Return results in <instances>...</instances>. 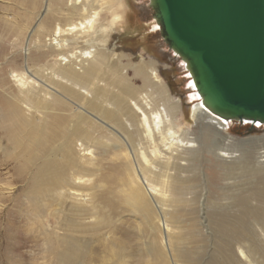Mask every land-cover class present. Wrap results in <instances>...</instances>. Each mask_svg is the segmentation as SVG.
<instances>
[{"label": "bare ground", "instance_id": "1", "mask_svg": "<svg viewBox=\"0 0 264 264\" xmlns=\"http://www.w3.org/2000/svg\"><path fill=\"white\" fill-rule=\"evenodd\" d=\"M43 1H32L33 17H28L27 24L19 27L24 37L29 23L38 16L31 30L34 34L30 31L21 52L27 68V62L36 59L34 54H48L55 60L52 59L49 68L37 67L32 75L27 69L11 72L10 81L17 94L12 97L14 102L0 111L4 120L6 117L15 120L9 129L8 154L18 153L24 158L30 152L25 160L33 166L29 179L32 198L36 203L47 201L45 217L51 215L56 219L50 223L39 215L40 224L50 235L48 238L59 243L57 263H83L84 255L77 252L69 255L68 250L83 246L73 230L84 224L86 228L106 225L105 229L111 227L117 232V237L112 232L109 240L112 246L108 245L111 248L104 245L115 263L176 264L174 260L179 262V257L171 245L177 229L173 219L186 210L183 205L194 201L184 197L180 183L190 179L184 174H188L186 169L198 154L204 162L209 161L204 155L212 154L204 151L197 133L209 140L215 137L224 140L229 125L234 122L210 113L191 80L188 89L189 100L195 103L191 112L195 125L181 127L182 105L167 95L158 61L143 54L139 56L141 65L135 73L154 88L148 86L151 90L144 96L129 80L123 81L108 64L106 44L119 26L130 24L126 0ZM154 23V30H158ZM176 60L182 63L178 57ZM154 94L157 97H152ZM31 125L34 126L26 134L20 132ZM218 158L223 161L218 165H231L239 160L232 152H224ZM258 165L264 171V161H258ZM105 169L117 171L118 184L113 174L103 172ZM17 171L24 172V165ZM224 200L227 202L220 204L222 216L225 211L242 213L248 209L264 213V197L256 198V203L254 198L245 200L240 194L225 196ZM200 203L196 201L197 209ZM127 211L140 219H137L138 229L147 241L146 248L141 250L143 254L138 253L139 246L131 245L133 238L128 229L131 223H124L122 217ZM35 216L38 217V212ZM50 230L55 233L50 234ZM237 248L242 261L259 264L249 255V250L239 244ZM89 258L95 262L93 255ZM97 258L108 260L101 255ZM40 259L48 264L50 258L44 255Z\"/></svg>", "mask_w": 264, "mask_h": 264}, {"label": "rangeland", "instance_id": "2", "mask_svg": "<svg viewBox=\"0 0 264 264\" xmlns=\"http://www.w3.org/2000/svg\"><path fill=\"white\" fill-rule=\"evenodd\" d=\"M32 1L0 0V109L12 104L14 102L12 97L17 94L10 81L11 72H24L27 69L32 75L37 72V67L49 68V63L55 60L48 54L44 56L39 53L37 56L33 53L36 59L32 58L34 61H28L29 68L26 67L21 50L26 46L27 38L37 22L38 16L35 15L33 21L30 20L24 37L20 35L19 27L27 24L28 17L31 15L33 17ZM147 1L126 0L130 10V24L125 27L119 26L116 33L113 34V38L107 42L108 64L118 71L123 81L129 80V84H132L141 95L147 96L151 90L148 86L151 85L145 84L143 76L136 75L135 69L141 65L138 63L140 54H143L147 59L157 60L167 95L183 107L184 117L182 116L180 126L184 127L189 124L194 126L191 112L195 103L189 100L190 90L188 89L191 79L182 69V63L178 62L177 57L167 48L159 29L154 30L156 24ZM101 17L104 21L106 14L103 13ZM32 33L34 34V32ZM20 39L21 41H19ZM33 65L35 67H32ZM49 71L48 69L45 73ZM152 97H157V94ZM49 118L48 116L47 121ZM13 123H15L14 119L6 117L4 120L0 111V146L2 147L0 150V264H47V260L45 262H42L43 259L38 260L44 255L50 258L48 264H58L56 252L59 251V243L52 241L51 237L48 238L50 235L47 234V229L40 224V216L45 217L47 214V205L45 204L48 202H34L29 187L33 166L25 159H28L30 152L23 153L24 158L21 157L22 154L11 155L7 152L10 148L9 129ZM36 123L39 124V121L37 120ZM33 126L23 127L20 132L26 134ZM197 136L200 137L202 148H205L204 151L208 150L212 154L204 155L209 159L206 162L198 154L190 168L186 169L188 174H184L190 179L180 183L185 193L184 197L194 201L183 205L186 210H181L180 215L173 219V225L177 229L174 232V243L171 245H173L172 249L177 252L176 256L179 257V259L177 258L179 262L174 260L175 263L250 264L245 259L241 260L237 248L239 244L250 251L248 253L255 262L264 264V213L257 209H248L242 213L225 211L222 216L220 210V204L227 202L224 200L225 196L240 194L245 200L254 198L253 203H256V198L264 197V171H260L258 165V161H264V157H261L264 156V126L257 127L234 122L229 125L224 140L218 137L209 140L203 138L201 133H197ZM224 152H232L239 160L232 162L231 165H218L223 162L218 156ZM21 165H24L25 171L20 173L17 168ZM105 170L103 171L105 174L107 172L113 174L118 184L117 171ZM196 201H201L199 209H197ZM38 206L40 207L38 208ZM128 208L131 209L129 206ZM132 211L125 212L122 217L123 220L125 219L124 223H131L128 228L133 238L131 245L139 246L138 253L143 254L141 250L146 248L147 241L143 231L138 229V218ZM37 212L39 218L35 216ZM31 219L35 220L34 225ZM114 219L117 221L115 217ZM45 220L50 223L56 221L51 215L48 218L45 217ZM83 225H80L79 230L72 229L77 231L75 235L83 246L77 249L69 248V255L74 252L84 255L86 258H83L82 264H119L112 260L109 249L104 247V245L112 246L109 240L113 233L114 237H117V232H113L111 227L105 229L106 225L88 226V229ZM117 225L119 224L117 223ZM124 227H127V224ZM146 230L148 229L145 227V234ZM87 231L90 232L87 233ZM52 232L50 230V234L55 233ZM120 234L123 235L122 230H120ZM102 240L104 241L102 242ZM91 255L95 262H90ZM99 255L106 257L107 262L97 258Z\"/></svg>", "mask_w": 264, "mask_h": 264}, {"label": "water", "instance_id": "3", "mask_svg": "<svg viewBox=\"0 0 264 264\" xmlns=\"http://www.w3.org/2000/svg\"><path fill=\"white\" fill-rule=\"evenodd\" d=\"M205 108L264 125V0H149Z\"/></svg>", "mask_w": 264, "mask_h": 264}]
</instances>
